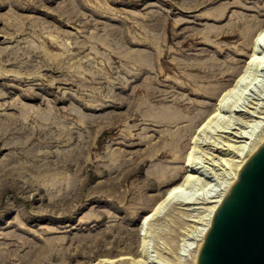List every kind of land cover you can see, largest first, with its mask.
Returning a JSON list of instances; mask_svg holds the SVG:
<instances>
[{
    "label": "rangeland",
    "instance_id": "obj_1",
    "mask_svg": "<svg viewBox=\"0 0 264 264\" xmlns=\"http://www.w3.org/2000/svg\"><path fill=\"white\" fill-rule=\"evenodd\" d=\"M262 25L264 0H0V264L138 258V229L169 185L150 169L179 135L183 156L165 164L183 166L197 125L242 70ZM261 65L229 94L233 110L199 134L197 160L210 168L203 160L214 155L210 183L235 158L219 151L224 136L249 133L233 136L234 147L261 128ZM158 106L182 123L148 119ZM202 206L183 215L164 207L149 221L144 264H188L190 219Z\"/></svg>",
    "mask_w": 264,
    "mask_h": 264
},
{
    "label": "bare ground",
    "instance_id": "obj_2",
    "mask_svg": "<svg viewBox=\"0 0 264 264\" xmlns=\"http://www.w3.org/2000/svg\"><path fill=\"white\" fill-rule=\"evenodd\" d=\"M260 28V27H259ZM258 30V29H257ZM212 31V30H211ZM255 37L253 38V40H251L252 45L251 47H249L250 52L249 55L247 57V60L245 61L244 65L242 66V70L239 72V74H237L236 77H234L233 81L228 84L229 87H227V89H225L222 93H220L218 99L216 100L217 102L213 105V108L208 112V114H206V117H203V119H201L200 121V125L198 126V130L193 134L191 140H190V145H189V151L188 154L185 156V158L183 157V162L182 165L183 166L181 168H176V167H171L168 166V164L166 165L165 162H173L175 159L180 160L179 158L183 155L180 156V152L182 150V145L180 140L181 137L179 135V133H175V135H179L177 140L173 145H169L168 143L165 144V146L163 147L161 153L159 156H161V159L164 157H170L171 159H159V162L157 160V163L153 164V168L150 169L151 171L149 172V176L150 178L154 179L157 177H161L164 180V183L169 184L166 188V190L161 193L160 195H158L156 198H154L153 201V205L151 207V209L149 210V212L145 215L144 220H148L147 224L145 227H140L139 232H143V233H139L141 239L139 242V253H138V258H132L130 256H124L123 258L119 256V258H116L119 260L122 259H130V264H144L147 263L149 261V257L147 256V251H146V229H148L147 227L149 226L150 222L153 218L158 217V213L160 214L161 210L164 207L170 208V207H174L176 209H179L180 214H186L185 212H187V210L191 209V205L192 204H197L200 203L201 205L204 204L203 207V211L202 214L197 216L195 219H190L191 221H193L196 224L191 225V228H194V231L196 232L195 237H194V241L192 242H188V245H190V247L192 248L189 252H191L189 260H188V264H195V259H196V255H197V251L199 246L201 245V243L203 242V234L206 231V229L210 226V218L212 215V211L214 210V208L217 206V204L220 202L221 198L226 195L227 193V188L228 186L231 184L232 181L237 179V171L239 169V167L242 165V163L247 159V157L252 154L260 145V143L264 140V109L257 108L259 109L256 114V118H258V120H256L255 123L260 124L261 128H259L258 131H256L257 133H255L256 135H253V138H250V140H248L247 142L244 141H236L235 142H240L238 145H235L234 147H232V143L230 144V142L233 140L232 137L236 136V137H245V133L243 132L244 130H241L240 133L238 131V135H237V131H235V133H232L230 131V133H232V137L228 135L224 136L221 134V136L225 138V143H223L224 147H218L221 151H223V155L228 154L225 151H229L231 153V151L235 150L234 152V156L235 158L229 159L227 162L230 163V166L227 171L223 170L222 172L218 173L219 180L217 179V183H213V179H212V183L208 182L207 179H209L207 177H205V174H210V173H215V169H212V167H215V165H213L214 162L210 163L211 160L214 159V155H211V157H208L206 154V157H204L203 163H208V165H212V167H207L204 164H201V162H199L197 160V150L200 147V137L199 134L202 130H205L207 128H210V126L212 127L213 124L212 120H215L217 118V116H219L220 114H222L223 112H227L228 109H230L229 112H231L232 109V105L229 104V94L233 91V89L235 87H237L238 85H240V83H242L245 78L250 74V73H256V75H259V69L261 68V63H264V25H262V27L260 28V30L257 32L256 35H254ZM252 39V38H251ZM249 41V40H248ZM219 47V46H218ZM248 48V47H247ZM219 50V49H218ZM218 50H216L218 52ZM220 51V50H219ZM219 55V54H218ZM207 59V58H206ZM184 60V59H183ZM205 60V59H204ZM209 60V59H207ZM195 61V60H194ZM203 61V60H202ZM213 61V60H212ZM196 62V61H195ZM198 62V60H197ZM201 62V61H200ZM193 63V62H192ZM204 63V61L202 62ZM207 64V63H206ZM224 64V63H222ZM229 64V62H228ZM233 64V63H232ZM201 65V63L199 64ZM205 65V64H203ZM218 65V63L216 64ZM231 65V62H230ZM202 66V65H201ZM208 66V64H207ZM210 66H211V62H210ZM212 67V66H211ZM216 67V66H215ZM227 67V66H226ZM230 67V66H229ZM205 68V66H204ZM146 69V68H145ZM200 69V68H199ZM211 70V69H210ZM216 70V69H215ZM204 71V70H203ZM209 71V70H208ZM197 73V72H196ZM254 73V74H255ZM209 74V73H208ZM202 76V74H201ZM253 76V75H252ZM198 77V76H197ZM196 77V78H197ZM257 77V76H255ZM260 77V76H259ZM206 79V78H205ZM264 80V79H263ZM149 81V80H148ZM153 81V80H152ZM204 81V80H203ZM155 82V81H154ZM152 84V83H149ZM153 86V84H152ZM226 86V85H225ZM153 89V88H152ZM151 89V90H152ZM207 89V88H206ZM148 91V90H147ZM161 91V90H160ZM154 92V91H153ZM152 92V93H153ZM152 95V94H151ZM146 97H149L146 96ZM149 99V98H148ZM134 100V99H133ZM127 101V100H126ZM138 100H136V104L138 105H142V101L141 102H137ZM144 101L147 102V100L145 99ZM152 101V100H151ZM150 101V102H151ZM131 102V101H130ZM133 102V101H132ZM162 102V101H161ZM160 102V103H161ZM240 103V102H239ZM133 104V103H132ZM148 104H150L148 102ZM232 104V103H231ZM153 105V102H152ZM155 105V104H154ZM158 105V104H157ZM166 105V104H165ZM173 105V104H172ZM128 106V104H127ZM151 106V105H150ZM156 106V105H155ZM170 106V105H169ZM263 106V105H262ZM167 107V106H166ZM163 106H158V112H151L150 118L151 121H154L155 123L158 124H165V126H169L171 124H177L181 121V116L178 117L176 115H172V113L170 111H168L169 109H173V108H166ZM178 107V106H177ZM258 107V106H257ZM260 107V106H259ZM226 108V111H225ZM264 108V107H263ZM154 109V108H153ZM238 109V107H237ZM177 110V109H176ZM209 110V109H208ZM207 110V111H208ZM241 110V109H240ZM248 110V109H247ZM150 111V108H149ZM182 111V110H181ZM236 111V109H235ZM179 112V111H176ZM176 112L173 113L175 114ZM247 112V111H245ZM252 112V111H251ZM145 113V112H144ZM181 113V112H180ZM193 113V112H192ZM207 113V112H206ZM233 113V112H232ZM250 113V112H249ZM254 113V112H253ZM143 114V113H142ZM177 114V113H176ZM185 113H181V115L184 116ZM187 115V113H186ZM227 115V114H226ZM231 115V114H230ZM250 115V114H249ZM190 116V115H189ZM193 116V114H192ZM196 116V115H195ZM202 116V115H201ZM232 116V115H231ZM230 116V117H231ZM247 116V115H246ZM187 116H185L184 118L186 119ZM229 117V115H228ZM227 117V118H228ZM236 118V116H234ZM239 118V117H237ZM146 119V118H145ZM183 119V117H182ZM190 119V118H189ZM193 119V118H192ZM200 119V118H199ZM234 119V118H233ZM252 119V118H251ZM254 119V118H253ZM230 120V119H229ZM242 120V119H241ZM194 121V120H193ZM192 121V122H193ZM216 121V120H215ZM238 121V120H237ZM251 121V120H250ZM182 123V121L180 122ZM187 123V122H186ZM191 123V122H190ZM199 123V122H198ZM242 123V122H241ZM248 123V122H247ZM254 123V122H253ZM160 124V125H161ZM193 124V123H192ZM256 124V125H257ZM183 125V124H182ZM186 125V124H185ZM189 125V124H188ZM164 126V125H163ZM174 126V125H173ZM252 126V125H250ZM255 126V125H254ZM162 127V126H160ZM177 127V126H176ZM181 127V126H180ZM243 127V126H242ZM191 128V127H190ZM224 128V127H223ZM231 128V127H230ZM252 128V127H251ZM179 129V128H178ZM182 129V128H181ZM196 129V128H195ZM168 130V129H167ZM254 130V129H253ZM170 131V130H169ZM172 131V130H171ZM184 131V129H183ZM187 132V128L185 130ZM206 131V130H205ZM226 131V130H225ZM247 131V130H246ZM167 132V131H166ZM179 132V131H178ZM189 132V131H188ZM187 132V133H188ZM204 132V131H203ZM219 132V131H218ZM163 133V132H162ZM172 133V132H170ZM170 133L167 132V134L169 135ZM191 133V130H190ZM167 134L163 133L162 135H164V138L168 140V136ZM182 134V132H181ZM189 134V133H188ZM252 134V133H251ZM250 134V135H251ZM219 135V134H218ZM249 135V133H248ZM247 135V137H248ZM171 137V136H170ZM215 137V136H214ZM245 137V138H247ZM252 137V136H250ZM218 138V136L216 137ZM223 138V139H224ZM244 138V139H245ZM214 139V138H213ZM164 140V139H163ZM171 140V139H170ZM216 140V139H215ZM218 140H222V139H218ZM173 140H171L172 142ZM184 141V140H183ZM168 144V145H167ZM185 144V143H184ZM220 144V143H219ZM211 145V144H210ZM222 145V144H221ZM185 148V146H184ZM217 148V147H216ZM233 148V149H230ZM211 149V147H210ZM213 149V148H212ZM217 150V149H216ZM183 151V150H182ZM199 151V150H198ZM203 151V150H202ZM205 151V150H204ZM183 153V152H182ZM210 153V152H207ZM211 154V153H210ZM217 156V155H216ZM221 158V157H220ZM229 158V156H228ZM182 159V158H181ZM225 159V158H224ZM173 160V161H172ZM218 161V160H217ZM218 163V162H217ZM220 165V164H219ZM217 167V166H216ZM206 168V169H205ZM207 169H209V171H207ZM205 170L207 171L205 173ZM219 172V171H218ZM217 173V172H216ZM217 175V174H216ZM217 175V176H218ZM212 177V176H210ZM149 178V177H148ZM160 178V179H161ZM215 181V180H214ZM192 185H198L200 186V189H202V193L207 191L206 196L204 197H200L199 198V192H197V190L192 189ZM197 186L196 189H199ZM195 188V187H194ZM199 189V190H200ZM188 191H193V193H190L189 195L186 194ZM201 191V190H200ZM201 194V193H200ZM188 195V196H187ZM202 195V194H201ZM184 198H183V197ZM180 206V207H177ZM185 205V207H183ZM201 207V208H202ZM197 211V210H196ZM178 213V211H177ZM192 214V213H191ZM190 214V215H191ZM189 215V214H188ZM195 217V216H193ZM186 219V218H184ZM188 220V219H187ZM184 228V227H183ZM191 230V229H190ZM193 230V229H192ZM194 233V232H193ZM194 236V235H193ZM192 237V236H191ZM190 239V237H188ZM187 238V239H188ZM192 239V238H191ZM193 240V239H192ZM184 246V245H183ZM136 255V254H135ZM149 255V254H148ZM189 255V254H188ZM178 256V255H177ZM151 257V256H150ZM122 258V259H121ZM111 259V260H110ZM105 261V264H110L113 263L115 261V258H105L103 259ZM101 261V260H100ZM152 261V260H151ZM141 262V263H140ZM124 263V261H123ZM127 263V262H126ZM182 263V262H181ZM103 264V263H102ZM120 264V262H119ZM122 264V263H121Z\"/></svg>",
    "mask_w": 264,
    "mask_h": 264
},
{
    "label": "water",
    "instance_id": "obj_3",
    "mask_svg": "<svg viewBox=\"0 0 264 264\" xmlns=\"http://www.w3.org/2000/svg\"><path fill=\"white\" fill-rule=\"evenodd\" d=\"M203 239L195 264H264V140L239 167Z\"/></svg>",
    "mask_w": 264,
    "mask_h": 264
}]
</instances>
